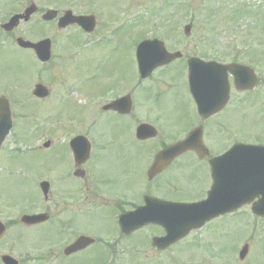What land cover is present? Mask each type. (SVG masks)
Masks as SVG:
<instances>
[{
    "label": "flooded vegetation",
    "instance_id": "obj_1",
    "mask_svg": "<svg viewBox=\"0 0 264 264\" xmlns=\"http://www.w3.org/2000/svg\"><path fill=\"white\" fill-rule=\"evenodd\" d=\"M18 30L6 33L7 43L17 40ZM183 42L167 48L170 53L181 52L183 58L159 67L148 79L141 78L131 48L124 46L93 62L91 77L81 70L78 90L88 106L72 117L74 127H66L64 147L51 151L41 166L48 194L44 204L29 213L43 214L45 222L31 227L13 222L14 227L36 232L37 250L44 251L29 254L28 264H181L187 260L211 264L222 260L228 216L216 218L182 240L166 238L173 239L180 225L197 219L182 214L179 204L207 197L213 186L214 161L237 145L264 146V113L258 90L240 91L233 73L227 72L226 79L213 73L216 78L199 85L204 94H193L191 88L196 90L197 84H191L188 75L189 60L195 55L185 54ZM231 53L226 60H205L241 63L234 61L242 58L238 49ZM4 91L0 88V95ZM191 136L193 141L183 145ZM75 138L80 139L74 144L76 151ZM179 146L187 150L176 154ZM139 219L142 225L137 228ZM0 221H4L2 214ZM5 236L0 238V264L9 254L3 250ZM84 237L93 241L72 249ZM24 238L17 233L15 251ZM17 260L26 264L20 256Z\"/></svg>",
    "mask_w": 264,
    "mask_h": 264
},
{
    "label": "rangeland",
    "instance_id": "obj_2",
    "mask_svg": "<svg viewBox=\"0 0 264 264\" xmlns=\"http://www.w3.org/2000/svg\"><path fill=\"white\" fill-rule=\"evenodd\" d=\"M9 6L13 3H21L25 0H8ZM39 3L42 8H52L59 10L60 12L64 10H73L76 14L88 13L95 14L102 21V24H108L110 30L118 29L120 26L125 25V36L132 40V42L151 36L155 33L156 35H161L163 31L169 29V24H165L161 21V18L173 20L176 23V28L183 30L184 27L190 23H194V29L199 30H213L210 26H206L203 19H209L208 15L203 14L205 9L209 14L216 13L217 17H225L235 23H240V20H245L252 16L250 10L244 9L242 5H253L260 6L255 11L254 18L264 17V13H260L262 8H264V0H33ZM26 3V1L24 2ZM156 3L160 8L159 13L164 12L161 16L151 17L147 16L145 10L148 4ZM155 6V7H157ZM203 9V11H202ZM11 12L7 11L4 18L7 17ZM144 13V15H143ZM85 14V13H84ZM242 14V15H239ZM194 15L193 17H191ZM175 17V18H174ZM144 18H148L145 20ZM215 18V17H214ZM219 18V19H221ZM195 20V21H194ZM210 23V20H207ZM224 22H221V26L216 24L219 28L218 34L221 37L218 38L219 45H234L243 47H254L255 51H260L259 53V64L257 70L260 73V80L263 81L260 93L264 96V36L252 35L247 32V21H244L241 26H236V29L225 28ZM253 24V22H252ZM166 26V27H165ZM225 31H227L225 33ZM232 31V32H228ZM45 32L51 33V36L55 39L53 43V49L56 46L57 52L54 53V64L51 68V74L49 82L50 85L45 83L49 76H46L44 81L55 94L54 97L46 101H36L30 96H20L18 99V105L15 107L14 112V122L19 125V127L25 126L26 130L38 131V136L41 133L52 131L54 129H59L62 125L64 116L70 111L75 109L78 103V92L76 84L63 86L69 78H76V62L80 59L82 61L81 66H85L92 62V53L98 54V49L94 48L89 54L85 53L82 57L78 55L79 49L76 46L75 41H72V36L78 34L76 28H71L67 32H59L56 24H51L48 28L45 27ZM44 32V33H45ZM112 33V31H111ZM249 33V34H248ZM98 38H107V33H98L96 35ZM71 42V43H70ZM195 43L192 40L190 46ZM102 53L104 51L100 49ZM86 52V51H85ZM84 53V52H83ZM75 54V57L73 56ZM20 63H13L10 60L5 61L8 65L5 67V77L7 74L13 72L11 77L21 80L24 83H29L31 80L36 79L38 76V65L36 60L28 55L27 53L19 52ZM65 55L62 59L61 57ZM60 59V60H59ZM29 64H27L26 62ZM59 61V62H58ZM89 67V66H88ZM28 79V80H27ZM72 82V81H71ZM70 82V83H71ZM75 90V91H73ZM50 100V101H49ZM20 111L27 117H20ZM40 132V133H39ZM56 136L60 139V133L55 131ZM15 136V135H14ZM14 137L5 145L4 157L9 159L11 163H22L32 156H30V148L26 154L15 155V151L18 152V144L13 142ZM41 141V139H39ZM25 145L32 142L31 139L26 136L23 140ZM7 152H10L8 155ZM26 152V150L24 151ZM32 159V158H31ZM27 181L26 177L14 176L6 173L0 175V192L7 197L8 194L11 196H22L27 192V187H19L18 181ZM13 187V190L9 188ZM264 228V223L260 224ZM247 235L250 236V230H245ZM11 232V231H10ZM261 238L264 239V230L260 233ZM259 237V236H258ZM11 244V235H10ZM234 243L232 241L226 242L227 250L231 248ZM255 249V248H254ZM219 253V252H218ZM191 262V263H190ZM189 263L193 264V260ZM218 261H211V263H217ZM246 262V261H245ZM241 263L236 258H230L227 264H245ZM224 264V262L222 263ZM246 264H264V241L262 246L256 247V250L252 252V256Z\"/></svg>",
    "mask_w": 264,
    "mask_h": 264
},
{
    "label": "water",
    "instance_id": "obj_3",
    "mask_svg": "<svg viewBox=\"0 0 264 264\" xmlns=\"http://www.w3.org/2000/svg\"><path fill=\"white\" fill-rule=\"evenodd\" d=\"M56 16L55 12H49L47 16L45 17L47 20H52ZM17 19L18 17L14 18L12 20V26H15L17 24ZM77 22L84 27H87L89 24L88 29L94 27V22L93 18H81V17H73L71 13H69L62 21L60 26H65L68 23H73ZM159 43L157 42H144L138 49V57L142 63H145L148 59L149 62L151 63V66H148L149 70L154 69L156 66H159L162 64L161 59L159 60L157 56H160L161 50L158 48ZM37 49V52L42 60H47L49 59L50 56V43L49 42H44L40 43L36 46H34ZM142 68L145 69V65L142 66ZM245 74V73H244ZM246 75V74H245ZM47 92L43 89L40 88L37 91V94L39 96L45 95ZM1 109L4 111L1 114V120H0V130L6 126V123H8V119L10 117V111L7 109L6 103H1ZM9 126L5 127L4 132L0 133V144L2 143L4 137L8 134L9 132ZM261 150L260 148H257L256 151ZM235 153V152H234ZM254 157L257 158L259 157V160H255L254 163L251 165L253 166V172L252 176L249 178H245L244 182L246 180H252L254 183L251 184L250 186H245L240 187V186H235V185H228L227 187V195L225 192V189L220 190V180L219 177L216 178L217 184L213 191L210 194V200H218L222 201L223 204L225 205L224 208H227V211H232L236 210L238 207L242 206L243 204L253 202L257 197H261L260 201L255 205L254 211L257 214L264 215V154L262 151L259 152V154H254ZM218 167V165H217ZM217 175L219 173L217 172ZM229 180V178H228Z\"/></svg>",
    "mask_w": 264,
    "mask_h": 264
}]
</instances>
